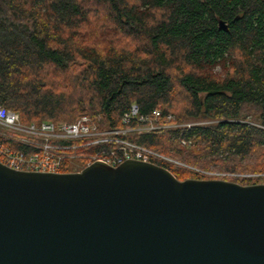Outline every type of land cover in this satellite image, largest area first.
Listing matches in <instances>:
<instances>
[{"label": "trees", "instance_id": "16d2710c", "mask_svg": "<svg viewBox=\"0 0 264 264\" xmlns=\"http://www.w3.org/2000/svg\"><path fill=\"white\" fill-rule=\"evenodd\" d=\"M132 103L218 120L185 130L193 147L172 131L133 140L197 167L264 173V0H0V104L23 122L87 114L120 127Z\"/></svg>", "mask_w": 264, "mask_h": 264}, {"label": "water", "instance_id": "95a60500", "mask_svg": "<svg viewBox=\"0 0 264 264\" xmlns=\"http://www.w3.org/2000/svg\"><path fill=\"white\" fill-rule=\"evenodd\" d=\"M0 264H264V182L152 161L79 171L0 161Z\"/></svg>", "mask_w": 264, "mask_h": 264}, {"label": "built area", "instance_id": "2783aa9c", "mask_svg": "<svg viewBox=\"0 0 264 264\" xmlns=\"http://www.w3.org/2000/svg\"><path fill=\"white\" fill-rule=\"evenodd\" d=\"M123 126L110 127L99 118L81 115L74 121L43 120L39 123L22 121L19 112L0 104V161L24 171L68 172L73 165L84 168L94 161L117 166L128 159L181 164L171 155L160 152L132 139L135 135H156L178 132L182 146L193 147L195 138L183 136L185 130L211 124L218 120H175L160 108L151 114H141L132 103L122 115ZM257 125V124H256ZM264 128V124H259ZM247 179L264 178V173H242Z\"/></svg>", "mask_w": 264, "mask_h": 264}, {"label": "rangeland", "instance_id": "374dc122", "mask_svg": "<svg viewBox=\"0 0 264 264\" xmlns=\"http://www.w3.org/2000/svg\"><path fill=\"white\" fill-rule=\"evenodd\" d=\"M216 71H220V67H217ZM246 120L249 121L250 118H247ZM254 123L257 125L261 124L260 122H254ZM172 157H174V156H172ZM174 158H176V157H174ZM176 159L178 161H180L181 163H183V165L173 164V165H176V167H183L185 169H190L191 171H194V172L200 173L203 176H206L205 178H223V179L237 181V179H245L244 177L240 176V174L250 173V172L225 171V170L218 169L216 167H209L208 169L207 168H201V167H197V166H194L192 164H189V163H187V162H185L179 158H176ZM67 169L69 171H75V168L73 165H70ZM81 169L82 168L79 169V167L76 168V170H81Z\"/></svg>", "mask_w": 264, "mask_h": 264}]
</instances>
